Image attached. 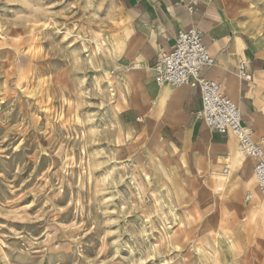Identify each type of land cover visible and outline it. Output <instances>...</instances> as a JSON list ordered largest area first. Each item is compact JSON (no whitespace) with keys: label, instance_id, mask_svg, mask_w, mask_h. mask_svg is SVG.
I'll list each match as a JSON object with an SVG mask.
<instances>
[{"label":"rangeland","instance_id":"374dc122","mask_svg":"<svg viewBox=\"0 0 264 264\" xmlns=\"http://www.w3.org/2000/svg\"><path fill=\"white\" fill-rule=\"evenodd\" d=\"M118 3L0 0V264H264V203L133 106ZM224 5L264 55V0Z\"/></svg>","mask_w":264,"mask_h":264},{"label":"crops","instance_id":"0c3cea01","mask_svg":"<svg viewBox=\"0 0 264 264\" xmlns=\"http://www.w3.org/2000/svg\"><path fill=\"white\" fill-rule=\"evenodd\" d=\"M241 8L231 16L224 0H119L118 39L122 45L113 53V59L122 82L132 93L133 106L152 121L150 127H158V133L168 135L172 145H180L186 154L198 158L190 166L192 173H217L224 165L225 195L243 211L244 203L254 206L253 195L250 201L246 200L249 193L264 203L252 173L254 161L240 155L234 135L212 131L197 119V113L203 109L199 88L159 87L154 78L160 55L173 50L177 33L201 28L203 43L215 59L203 76L219 83L222 93L237 104L244 125L264 150V55L239 29ZM241 64H245L249 79L240 76ZM188 147L193 151L188 153ZM229 179L250 185L242 199L227 192Z\"/></svg>","mask_w":264,"mask_h":264},{"label":"built area","instance_id":"2783aa9c","mask_svg":"<svg viewBox=\"0 0 264 264\" xmlns=\"http://www.w3.org/2000/svg\"><path fill=\"white\" fill-rule=\"evenodd\" d=\"M204 31L193 28L177 33L173 50L163 53L154 67L155 82L159 87L181 86L200 89L203 109L197 119L219 134L231 133L238 141L240 155L254 161L252 170L258 191L264 196V150L253 140L251 130L243 123L237 104L222 93L221 85L206 79L203 71L215 64V59L203 43ZM240 76L249 79L245 64L240 65ZM229 171H224L227 174ZM252 199L249 193L247 201Z\"/></svg>","mask_w":264,"mask_h":264},{"label":"bare ground","instance_id":"6f19581e","mask_svg":"<svg viewBox=\"0 0 264 264\" xmlns=\"http://www.w3.org/2000/svg\"><path fill=\"white\" fill-rule=\"evenodd\" d=\"M114 34H115V33H114ZM119 44H120V43H119ZM120 46H121V44H120ZM119 48H120V47H119ZM210 157H211V155H210ZM208 158H209V157H208ZM231 158H232V157H231ZM236 182H237V181H236ZM233 183H234V182H233ZM228 184H229V182H228ZM228 184H227V187H228ZM240 188H241V187H240ZM236 190H237V189H236ZM236 190H235V191H236ZM235 191H234V192H235ZM233 194H234V193H233ZM258 201H259V200H258ZM259 203H260V202H259ZM240 206H241V205H240ZM256 209H257V211H256L257 214H260V215L263 217V219H264V207H263L262 205H259V204H258V206H257Z\"/></svg>","mask_w":264,"mask_h":264}]
</instances>
